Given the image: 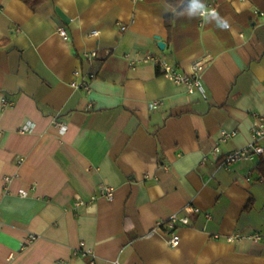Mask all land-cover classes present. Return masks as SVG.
Wrapping results in <instances>:
<instances>
[{
  "label": "crops",
  "instance_id": "0c3cea01",
  "mask_svg": "<svg viewBox=\"0 0 264 264\" xmlns=\"http://www.w3.org/2000/svg\"><path fill=\"white\" fill-rule=\"evenodd\" d=\"M170 1L32 11L0 0V264H264V241L249 238L264 239L260 157L223 164L264 149L251 135L264 117V0H193L181 12ZM158 61L185 74L201 62L203 92L188 95ZM85 82L89 93L72 86ZM221 131L234 135L222 142ZM174 214L189 223L170 248L153 228Z\"/></svg>",
  "mask_w": 264,
  "mask_h": 264
},
{
  "label": "built area",
  "instance_id": "2783aa9c",
  "mask_svg": "<svg viewBox=\"0 0 264 264\" xmlns=\"http://www.w3.org/2000/svg\"><path fill=\"white\" fill-rule=\"evenodd\" d=\"M210 12H215L214 5L209 6ZM207 11L203 8L199 11V14L201 16L205 15ZM261 16H264V14H260ZM59 36L63 41L68 40L67 32L64 28L59 27L57 30ZM91 57L95 56V53L90 54ZM157 65L159 67V70L161 73L167 77L171 82L177 86H180L184 89V91L191 95L198 92H203V86L201 83V72L203 70V64L201 62H196L192 68L191 72L188 74L181 73L174 67H169L167 63L158 61ZM89 78H93V75H89ZM72 86L74 87H82L83 90H85L87 93L90 92V87L87 82L82 84L73 83ZM159 106V101H154L149 103L148 108L149 110H155ZM56 127L59 129L61 133H64L67 129L66 125H62V123L56 122ZM26 129H22L21 131H24ZM234 133H229L226 131H221L220 133V139L219 141H226L228 138L232 137ZM251 135L255 141H259L264 139V117L261 116H254L253 123H252V129H251ZM214 155L220 154V148L218 146H214L213 148ZM264 153V149L261 146L251 144L245 149L236 150L231 153L226 154L223 157V164L228 165L237 161H246L252 159L255 155L260 156ZM100 193L102 196L106 197L107 199H112V189L108 187H102L100 189ZM188 212H194L198 213L199 210L197 208H191L187 207L186 209ZM206 220H210V215L205 214L204 215ZM189 219L187 216H178V215H172L166 222H157L154 225L153 231L158 229L165 228V235L167 236V243L170 248H176L180 242V237L176 232V229L180 225H188ZM217 236H215L216 238ZM242 238L241 235H234L230 236L227 241L232 242L235 240H240ZM250 239L254 241H260L264 239L259 234H253L249 236ZM82 247V244H81Z\"/></svg>",
  "mask_w": 264,
  "mask_h": 264
},
{
  "label": "trees",
  "instance_id": "16d2710c",
  "mask_svg": "<svg viewBox=\"0 0 264 264\" xmlns=\"http://www.w3.org/2000/svg\"><path fill=\"white\" fill-rule=\"evenodd\" d=\"M20 1H22L25 5H27L29 9L35 11L39 6L44 4L47 0H20ZM192 1L193 0H171L170 5L176 10V12H181L189 9L191 7ZM170 17L171 15L167 16L165 20V27L168 33L170 32L171 29L170 26L171 24L169 19ZM259 157L260 160L257 164V170L260 176L264 179V158L262 157V155H260Z\"/></svg>",
  "mask_w": 264,
  "mask_h": 264
},
{
  "label": "water",
  "instance_id": "95a60500",
  "mask_svg": "<svg viewBox=\"0 0 264 264\" xmlns=\"http://www.w3.org/2000/svg\"><path fill=\"white\" fill-rule=\"evenodd\" d=\"M56 13L58 14V17H60L64 23L68 22L67 18L61 13L59 9H56ZM156 40H158L157 42L158 48L162 50L164 48V43L160 41L159 39H156Z\"/></svg>",
  "mask_w": 264,
  "mask_h": 264
}]
</instances>
